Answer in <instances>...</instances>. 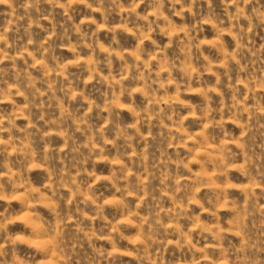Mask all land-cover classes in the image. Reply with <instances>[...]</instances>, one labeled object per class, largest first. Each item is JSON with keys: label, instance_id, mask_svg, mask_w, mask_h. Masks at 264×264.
<instances>
[{"label": "rangeland", "instance_id": "374dc122", "mask_svg": "<svg viewBox=\"0 0 264 264\" xmlns=\"http://www.w3.org/2000/svg\"><path fill=\"white\" fill-rule=\"evenodd\" d=\"M0 264H264V0H0Z\"/></svg>", "mask_w": 264, "mask_h": 264}]
</instances>
